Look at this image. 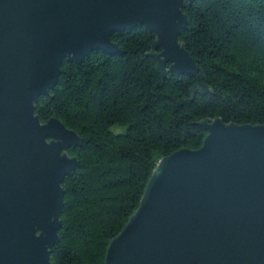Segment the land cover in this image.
Segmentation results:
<instances>
[{"label":"water","instance_id":"1","mask_svg":"<svg viewBox=\"0 0 264 264\" xmlns=\"http://www.w3.org/2000/svg\"><path fill=\"white\" fill-rule=\"evenodd\" d=\"M195 1L0 0V264H51L59 243L62 184L78 167L68 151L83 140L35 106L54 98L64 60L124 54L112 36L142 25L162 77L196 76L191 102L215 95L180 41ZM192 125L208 132L203 146L160 160L106 264H264V125Z\"/></svg>","mask_w":264,"mask_h":264},{"label":"trees","instance_id":"2","mask_svg":"<svg viewBox=\"0 0 264 264\" xmlns=\"http://www.w3.org/2000/svg\"><path fill=\"white\" fill-rule=\"evenodd\" d=\"M183 12L180 41L215 95L196 93L191 102L196 76L162 77L147 56L156 37L138 25L112 36L124 54L97 51L80 65L64 60L54 98H39L42 123L57 118L83 140L68 151L78 167L62 184L51 264H106L160 160L203 146L208 132L192 123L264 125V0H197Z\"/></svg>","mask_w":264,"mask_h":264},{"label":"rangeland","instance_id":"3","mask_svg":"<svg viewBox=\"0 0 264 264\" xmlns=\"http://www.w3.org/2000/svg\"><path fill=\"white\" fill-rule=\"evenodd\" d=\"M122 131H123V129L122 130H119V131L117 130V132H122Z\"/></svg>","mask_w":264,"mask_h":264}]
</instances>
